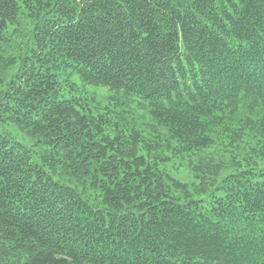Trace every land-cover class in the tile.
Masks as SVG:
<instances>
[{"label": "trees", "instance_id": "1", "mask_svg": "<svg viewBox=\"0 0 264 264\" xmlns=\"http://www.w3.org/2000/svg\"><path fill=\"white\" fill-rule=\"evenodd\" d=\"M0 264H264V0H0Z\"/></svg>", "mask_w": 264, "mask_h": 264}, {"label": "rangeland", "instance_id": "2", "mask_svg": "<svg viewBox=\"0 0 264 264\" xmlns=\"http://www.w3.org/2000/svg\"><path fill=\"white\" fill-rule=\"evenodd\" d=\"M87 89L89 95H95L94 99L86 101L94 112L107 111L114 121L120 123L121 126L135 125L144 131V135L152 138L149 132L150 128L147 125L151 123V117L148 109L143 106L145 102L142 99L135 96H124V94L115 99L113 98L115 93L106 86L87 85ZM160 152L162 155L169 156L168 160L160 163V168L167 170L173 177L183 182L192 183L196 180L194 173L187 165H181L183 160L180 155L175 156L172 151L165 149Z\"/></svg>", "mask_w": 264, "mask_h": 264}]
</instances>
